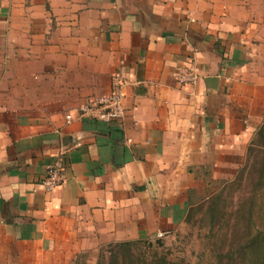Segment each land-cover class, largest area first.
I'll return each mask as SVG.
<instances>
[{
	"label": "crops",
	"instance_id": "1",
	"mask_svg": "<svg viewBox=\"0 0 264 264\" xmlns=\"http://www.w3.org/2000/svg\"><path fill=\"white\" fill-rule=\"evenodd\" d=\"M263 1L0 0V264L170 233L236 174L264 113ZM115 73L121 120L78 117Z\"/></svg>",
	"mask_w": 264,
	"mask_h": 264
},
{
	"label": "rangeland",
	"instance_id": "2",
	"mask_svg": "<svg viewBox=\"0 0 264 264\" xmlns=\"http://www.w3.org/2000/svg\"><path fill=\"white\" fill-rule=\"evenodd\" d=\"M263 121L264 113L259 124ZM254 138L255 133L251 140ZM246 158L247 150L242 165ZM235 175L213 181L205 197L189 209L184 223L174 231L162 236L135 239L134 253L139 262L154 263L159 257H166L173 264H215L219 252L229 250L231 244L238 245L243 239L241 232L245 225L240 209L248 207L244 198L254 187L255 178L245 175L241 183L235 181L227 187ZM217 194L220 196L216 199ZM212 200L215 209L212 208ZM259 200L264 203V199ZM261 215L260 211V218L254 214L250 216L253 228L264 227ZM110 245L112 243L80 251L71 264H109Z\"/></svg>",
	"mask_w": 264,
	"mask_h": 264
},
{
	"label": "trees",
	"instance_id": "3",
	"mask_svg": "<svg viewBox=\"0 0 264 264\" xmlns=\"http://www.w3.org/2000/svg\"><path fill=\"white\" fill-rule=\"evenodd\" d=\"M246 159L237 170L235 179L227 184V187H230L235 181L241 183L245 175L255 178L254 187L244 198V204L248 207L240 209L243 221H245L242 228L244 231H240L243 233V239L236 246L231 244L229 250L219 252L215 264H264V227L260 225V227L253 228L250 217L254 214L260 218L261 211L264 223V203L259 200L264 199V121L257 127L255 138L247 147ZM218 196L220 194H217L215 198ZM211 203L212 208L215 209L214 200ZM135 243V240H126L111 245L108 250L109 264H173L166 257H159L154 263L139 262V257L134 253Z\"/></svg>",
	"mask_w": 264,
	"mask_h": 264
},
{
	"label": "built area",
	"instance_id": "4",
	"mask_svg": "<svg viewBox=\"0 0 264 264\" xmlns=\"http://www.w3.org/2000/svg\"><path fill=\"white\" fill-rule=\"evenodd\" d=\"M197 74L191 68H185L179 71L178 80L180 82H195ZM125 81L119 73H115L111 79V89L99 97L80 105L77 109V115L80 118H91L105 122H116L121 120L124 115L122 103V87ZM66 121L72 118L70 114L65 115ZM62 161L58 159L53 166L47 168L46 175L41 180V185L45 190L51 191L57 187L63 180ZM159 233L158 236H162Z\"/></svg>",
	"mask_w": 264,
	"mask_h": 264
}]
</instances>
